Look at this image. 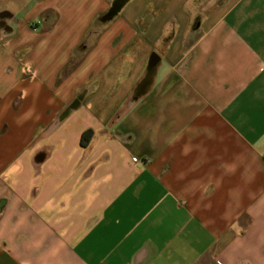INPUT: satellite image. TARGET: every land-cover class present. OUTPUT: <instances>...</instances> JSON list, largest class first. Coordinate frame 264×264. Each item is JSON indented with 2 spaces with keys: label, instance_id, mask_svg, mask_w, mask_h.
Listing matches in <instances>:
<instances>
[{
  "label": "crops",
  "instance_id": "crops-1",
  "mask_svg": "<svg viewBox=\"0 0 264 264\" xmlns=\"http://www.w3.org/2000/svg\"><path fill=\"white\" fill-rule=\"evenodd\" d=\"M0 264H264V0H0Z\"/></svg>",
  "mask_w": 264,
  "mask_h": 264
},
{
  "label": "trees",
  "instance_id": "trees-1",
  "mask_svg": "<svg viewBox=\"0 0 264 264\" xmlns=\"http://www.w3.org/2000/svg\"><path fill=\"white\" fill-rule=\"evenodd\" d=\"M90 135H91V130H87L86 132H84L82 135L83 140L84 139L87 140L90 137Z\"/></svg>",
  "mask_w": 264,
  "mask_h": 264
}]
</instances>
